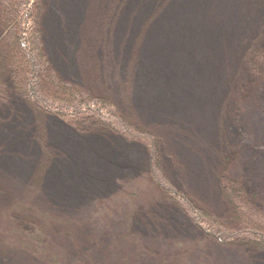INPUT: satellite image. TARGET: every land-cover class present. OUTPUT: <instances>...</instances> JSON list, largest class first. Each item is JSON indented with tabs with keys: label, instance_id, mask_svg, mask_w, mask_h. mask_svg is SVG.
<instances>
[{
	"label": "rangeland",
	"instance_id": "obj_1",
	"mask_svg": "<svg viewBox=\"0 0 264 264\" xmlns=\"http://www.w3.org/2000/svg\"><path fill=\"white\" fill-rule=\"evenodd\" d=\"M38 7L37 93L113 118L32 103L0 23V264H264V0Z\"/></svg>",
	"mask_w": 264,
	"mask_h": 264
},
{
	"label": "trees",
	"instance_id": "obj_2",
	"mask_svg": "<svg viewBox=\"0 0 264 264\" xmlns=\"http://www.w3.org/2000/svg\"><path fill=\"white\" fill-rule=\"evenodd\" d=\"M0 12V23L3 29L1 45L6 55H8L4 62H6L11 78L19 83L18 88L26 93L32 103L39 106V108L49 110L51 113L55 112L56 117L65 115L77 118L95 117L101 123L113 118L109 106L103 102L87 101L82 97L76 98L69 94L67 98L63 99L61 95L65 91L58 85L56 87V82H54L55 84L50 83L49 79L47 85L52 91L57 89L55 94L63 101L58 99L56 100L57 104L51 105L37 93L40 89L39 86L41 87L44 79L46 80L44 75L48 74L47 72L51 74L49 67L39 68L36 62L40 53L37 28L38 0H0ZM190 212L192 222L196 224L202 233L212 237L216 235L208 228L207 224L201 223L199 213L195 209H190ZM255 240L258 243H263L262 239L255 238Z\"/></svg>",
	"mask_w": 264,
	"mask_h": 264
}]
</instances>
